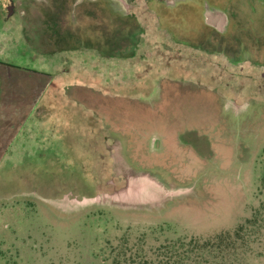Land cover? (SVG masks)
<instances>
[{"label":"rangeland","instance_id":"374dc122","mask_svg":"<svg viewBox=\"0 0 264 264\" xmlns=\"http://www.w3.org/2000/svg\"><path fill=\"white\" fill-rule=\"evenodd\" d=\"M149 1L159 14L142 11L143 2L136 18L120 7L116 33L98 43L73 40L66 27L55 40L42 37L44 28L40 37L29 32L30 48L14 29L0 34V62L53 76L0 65V264H110L124 239L146 247L209 239L258 205L264 92L254 86L264 85V7ZM209 10L229 18L223 32L207 24ZM218 13L215 22L224 24ZM34 15L37 26L42 19ZM32 46L55 49V59H26ZM180 69L247 86L243 105L224 101L207 82L175 75ZM139 172L177 196L58 201L112 194Z\"/></svg>","mask_w":264,"mask_h":264},{"label":"flooded vegetation","instance_id":"af4514ba","mask_svg":"<svg viewBox=\"0 0 264 264\" xmlns=\"http://www.w3.org/2000/svg\"><path fill=\"white\" fill-rule=\"evenodd\" d=\"M125 1L126 0H0V34L6 35L7 33V30L5 28L6 24L13 22L15 19H19L21 21L20 32L22 34L20 40L23 44L27 45L28 47L30 44L29 32L33 36L35 35L40 37L44 28V30L47 32V35L42 37H47L48 39L54 38L55 40V36L59 30V27H66L70 32L74 31L75 34L70 36V38H72L73 40L85 41V42L91 41L93 43L94 42L98 43L100 41L101 42L103 41L102 38L103 35H105V33L112 35L116 33L120 18L119 15L120 10H118V8L120 7L124 8L128 12V15H131V13L133 12L132 17L136 18L137 17L136 9L138 8L136 4H141V2H143L145 5L143 6L142 11H146L148 13L150 12V14L151 12H154L155 14H159L157 10L152 9V5L150 4L149 0H132V1L127 0L128 3H126ZM138 1L140 3H138ZM154 1H157L156 4L157 6H159V8L166 6H171L173 8V6L175 7L178 3L182 2L183 0H154ZM249 1H250L249 4H244V5L235 4L234 6L238 8L239 6L242 8H245L247 6L256 7L257 3H259L260 6L264 7V0H249ZM28 11H32L30 13L32 15V19L35 18L34 14H37V16H39V18L42 20H43L42 13H46L47 16L44 18L43 21L40 20L37 26L33 24L32 19L30 23H27L25 25L23 17L24 15L25 16L29 15ZM139 11L140 10L138 9V12ZM218 12L223 13L217 10L215 11L209 10L207 12L206 15L207 24L210 25L212 28L223 32L226 26H228L231 22L229 21V18L226 17V15L223 13L226 22L224 24L221 23L220 25H218V23H216L214 20ZM213 14L214 17L211 18L209 15L213 16ZM159 18L161 20V17ZM160 23L162 24L161 21ZM47 47L49 46L47 45ZM29 48H27L25 51L26 55L28 56L26 59L29 60H32L34 58L36 59L49 58L50 60L56 55L55 49L53 51H50L45 47H37V48L33 47L36 50V52H33ZM10 66L14 68L16 67L17 69H23L30 73L51 75L45 72H41L33 67H30L29 65L25 67H21V65L18 64L17 65L11 64ZM175 75L177 76L190 75L191 77L193 76L196 79L200 80L201 82H207L206 83L207 87L211 88L212 91L217 93V95L221 96V98H223L224 101H228V102L231 101L234 105L237 104L243 105V103H241L242 93L248 89L247 86H243L240 84L235 85L232 84L231 82H226V81L221 82L222 80L221 78L223 76L221 73L218 74V77L215 76V74H212L210 75V77L208 76L209 78H204L202 73L197 72V70L192 71V74H188L187 71H183L180 69L179 72ZM262 76L264 77V71L262 72ZM254 87H256L257 89L256 92L258 91L264 92L263 84H258ZM232 91L234 94L231 93ZM152 94L153 92L150 93V96ZM238 100H240V103L238 102ZM225 109L227 110L226 107ZM114 145L115 142L112 145L107 143L105 150L109 151L112 146L114 147ZM104 154H108V153H102V160L104 159L103 158Z\"/></svg>","mask_w":264,"mask_h":264},{"label":"trees","instance_id":"16d2710c","mask_svg":"<svg viewBox=\"0 0 264 264\" xmlns=\"http://www.w3.org/2000/svg\"><path fill=\"white\" fill-rule=\"evenodd\" d=\"M258 191L260 200L252 214L229 232L209 239H167L156 247L124 239L110 264H264V175Z\"/></svg>","mask_w":264,"mask_h":264},{"label":"water","instance_id":"95a60500","mask_svg":"<svg viewBox=\"0 0 264 264\" xmlns=\"http://www.w3.org/2000/svg\"><path fill=\"white\" fill-rule=\"evenodd\" d=\"M126 186L112 194H100L92 198H72L68 195L62 199H55L62 202H69L80 206L90 203H99L103 198L111 199L115 203L132 204L137 202H161L167 198L175 197L177 192L167 191L163 185L154 176L146 172H139L126 178ZM151 194L155 196L153 200L149 199Z\"/></svg>","mask_w":264,"mask_h":264},{"label":"crops","instance_id":"0c3cea01","mask_svg":"<svg viewBox=\"0 0 264 264\" xmlns=\"http://www.w3.org/2000/svg\"><path fill=\"white\" fill-rule=\"evenodd\" d=\"M25 16V15H24ZM20 20L19 19H15L13 22H11V23H8V24H6V30H7V32L9 31V29H14L15 31H16V33L18 34V35H22L21 34V32H20V28H21V26H20ZM32 51L33 52H36V50L35 49H32ZM35 56V55H34ZM34 59H36V58H34ZM46 60H49V58H45ZM45 59H43V60H45ZM52 59H55V57H53ZM2 63H4V64H2ZM0 65H4V66H8V67H11V68H14V67H12V66H10L11 64L10 63H7V62H0ZM27 66V65H26ZM21 67H25V65H23V66H21ZM15 69H17L16 67H15ZM17 70H23V69H17ZM25 71V70H24ZM31 74H36V73H31ZM47 74H50V73H47ZM37 75H42V76H48V77H53L52 75H44V74H37ZM38 102V101H37ZM36 102V103H37ZM35 103V102H34ZM35 106V105H34Z\"/></svg>","mask_w":264,"mask_h":264}]
</instances>
